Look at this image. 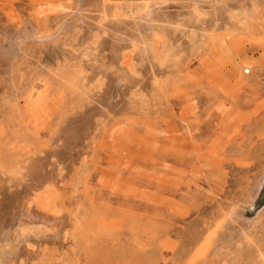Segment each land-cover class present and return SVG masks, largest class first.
Returning a JSON list of instances; mask_svg holds the SVG:
<instances>
[{"label":"rangeland","instance_id":"rangeland-1","mask_svg":"<svg viewBox=\"0 0 264 264\" xmlns=\"http://www.w3.org/2000/svg\"><path fill=\"white\" fill-rule=\"evenodd\" d=\"M75 4L0 0V264H264V0L136 86L51 38Z\"/></svg>","mask_w":264,"mask_h":264},{"label":"bare ground","instance_id":"bare-ground-1","mask_svg":"<svg viewBox=\"0 0 264 264\" xmlns=\"http://www.w3.org/2000/svg\"><path fill=\"white\" fill-rule=\"evenodd\" d=\"M115 1L120 0H74L76 3L74 11L72 10L71 14L60 20L51 38L58 36L57 34L61 31L70 32L75 29L80 46H84L81 44L91 41L96 36L98 39L95 44L88 45L87 48L91 54L95 52V60L101 67L100 74L104 75L108 70L113 69L115 76L113 77L116 81L125 80L136 86L138 83L134 78L136 75L134 77L132 75L138 66L134 65L137 60L138 62L150 61L149 69L153 70L157 64L164 65L169 61L175 63L188 49L194 52V48L199 49L205 41L213 40L218 31H229V28L242 25V28L246 29L249 24V13L257 9L259 0H230L229 3L233 2L232 6L227 5L228 0H136L142 2L144 11L134 17L115 14L112 10V4ZM217 18L220 21L228 20L230 27H222L221 22H216ZM169 30L178 35L177 41L169 39L170 37L167 36ZM165 33L162 50L157 51L156 42L164 37ZM84 50L86 51L83 48L81 52ZM9 53L10 50L0 55V73L2 74H7L9 71L10 58H12ZM86 56L90 55L86 54ZM110 73L112 75V72ZM125 83L122 84L125 85ZM247 203H251V197L248 198ZM261 218H264V206H261L256 215L257 221Z\"/></svg>","mask_w":264,"mask_h":264}]
</instances>
